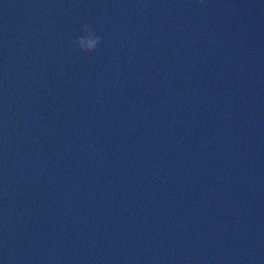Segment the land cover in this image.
I'll use <instances>...</instances> for the list:
<instances>
[{
	"label": "water",
	"instance_id": "95a60500",
	"mask_svg": "<svg viewBox=\"0 0 264 264\" xmlns=\"http://www.w3.org/2000/svg\"><path fill=\"white\" fill-rule=\"evenodd\" d=\"M0 264H264V0H0Z\"/></svg>",
	"mask_w": 264,
	"mask_h": 264
},
{
	"label": "clouds",
	"instance_id": "9594fccd",
	"mask_svg": "<svg viewBox=\"0 0 264 264\" xmlns=\"http://www.w3.org/2000/svg\"><path fill=\"white\" fill-rule=\"evenodd\" d=\"M196 3L204 5L206 0H196ZM101 43V37L96 35L87 24L82 25L81 34L77 35L73 40L74 46L82 55L96 51Z\"/></svg>",
	"mask_w": 264,
	"mask_h": 264
}]
</instances>
